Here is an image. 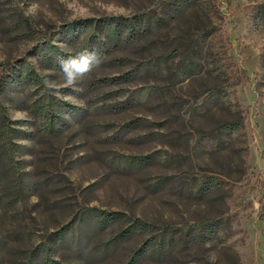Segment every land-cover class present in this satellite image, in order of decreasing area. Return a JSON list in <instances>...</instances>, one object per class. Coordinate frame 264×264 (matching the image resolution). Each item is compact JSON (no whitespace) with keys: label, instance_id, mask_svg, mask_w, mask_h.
I'll return each instance as SVG.
<instances>
[{"label":"rangeland","instance_id":"374dc122","mask_svg":"<svg viewBox=\"0 0 264 264\" xmlns=\"http://www.w3.org/2000/svg\"><path fill=\"white\" fill-rule=\"evenodd\" d=\"M0 264H264V0H0Z\"/></svg>","mask_w":264,"mask_h":264},{"label":"clouds","instance_id":"9594fccd","mask_svg":"<svg viewBox=\"0 0 264 264\" xmlns=\"http://www.w3.org/2000/svg\"><path fill=\"white\" fill-rule=\"evenodd\" d=\"M37 11L38 6L33 4L26 9L25 15L35 16ZM58 62L60 64L62 80L58 82L46 78L43 81L52 94L57 96L61 95L62 89H75L79 83L89 78L100 67L102 58L97 53L84 49L68 59L59 58Z\"/></svg>","mask_w":264,"mask_h":264},{"label":"trees","instance_id":"16d2710c","mask_svg":"<svg viewBox=\"0 0 264 264\" xmlns=\"http://www.w3.org/2000/svg\"><path fill=\"white\" fill-rule=\"evenodd\" d=\"M195 4L194 3H191L189 4V7H193ZM203 226H205V224H203Z\"/></svg>","mask_w":264,"mask_h":264}]
</instances>
